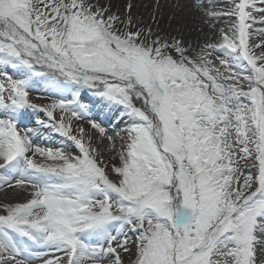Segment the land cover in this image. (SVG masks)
Wrapping results in <instances>:
<instances>
[{
	"label": "snow or ice",
	"instance_id": "obj_1",
	"mask_svg": "<svg viewBox=\"0 0 264 264\" xmlns=\"http://www.w3.org/2000/svg\"><path fill=\"white\" fill-rule=\"evenodd\" d=\"M191 4L0 0V264H264V0Z\"/></svg>",
	"mask_w": 264,
	"mask_h": 264
},
{
	"label": "bare ground",
	"instance_id": "obj_2",
	"mask_svg": "<svg viewBox=\"0 0 264 264\" xmlns=\"http://www.w3.org/2000/svg\"><path fill=\"white\" fill-rule=\"evenodd\" d=\"M127 2L128 0H113L114 7H120L121 9ZM132 2L137 5L133 9V14L142 17L145 23H151L150 18L154 15L160 20L162 29L171 31L174 34L183 33L192 42H195L197 37L202 40L205 33L209 36L212 35L204 22L202 12L196 11L192 7L191 0H132ZM214 2L217 10H221L228 0H214ZM157 4L159 7H157ZM225 23V19L218 20L217 27H224ZM152 26L156 27L154 24ZM201 28L204 29L203 33L200 32ZM32 96L35 100L45 98L43 93L38 96L36 91L32 93ZM56 142L59 143L60 141L57 139ZM0 192L3 194L2 197L7 200H16L20 195L3 190H0Z\"/></svg>",
	"mask_w": 264,
	"mask_h": 264
},
{
	"label": "rangeland",
	"instance_id": "obj_3",
	"mask_svg": "<svg viewBox=\"0 0 264 264\" xmlns=\"http://www.w3.org/2000/svg\"><path fill=\"white\" fill-rule=\"evenodd\" d=\"M32 97H33L34 102H38V103L47 102L46 98H38L35 100L34 96H32ZM93 134H95V133H93ZM101 144L103 145L101 147V149L104 151L105 157H108L109 155H111L112 154L111 145L108 144L107 141H104ZM116 147H117V149H119V147H120L119 143H117ZM2 195L3 194L0 192V202L7 200L4 197H2ZM23 198H24L23 194H20L16 200L23 199ZM131 238L134 239V237H131ZM129 259H130L129 257H127V256L125 257V264H128Z\"/></svg>",
	"mask_w": 264,
	"mask_h": 264
}]
</instances>
